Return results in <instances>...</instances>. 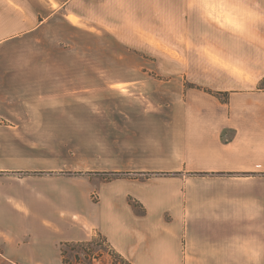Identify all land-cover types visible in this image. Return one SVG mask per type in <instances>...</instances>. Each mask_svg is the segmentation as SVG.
<instances>
[{
	"label": "crops",
	"instance_id": "1",
	"mask_svg": "<svg viewBox=\"0 0 264 264\" xmlns=\"http://www.w3.org/2000/svg\"><path fill=\"white\" fill-rule=\"evenodd\" d=\"M41 1L0 36V264L95 233L131 264H264V0ZM61 15L144 65L56 67Z\"/></svg>",
	"mask_w": 264,
	"mask_h": 264
},
{
	"label": "rangeland",
	"instance_id": "2",
	"mask_svg": "<svg viewBox=\"0 0 264 264\" xmlns=\"http://www.w3.org/2000/svg\"><path fill=\"white\" fill-rule=\"evenodd\" d=\"M41 3V0H0V36L11 33L16 34L17 31L21 36L29 35V33L23 32L25 29H22L21 18L15 13V10H25V13L31 19H36ZM54 4L56 6L59 5L57 1H54ZM59 21L61 23V34H59L57 29L56 32H54L53 28L50 32H46V34H40V36L55 35L61 42V50H56V67H59L60 64V67L62 68L128 69L141 67V64L142 66L144 65L134 53L135 46L119 44L115 33L100 29H95L93 31L94 33L87 31V25L84 19L78 20L79 26L69 25L65 20L64 15H61ZM31 24L34 23L32 22ZM129 32L131 34L137 33L142 36H147L144 31L134 30V28H131ZM191 46L190 43L186 44V54H183V46L181 45L173 47L165 45L160 46L167 50L170 56H173L175 60H161L157 62L159 70L161 69L164 73L166 72V68H179L182 66L181 62L188 63V52ZM59 58L60 61L58 60ZM195 63L198 64V62ZM151 75H153L155 79L161 78L156 72L151 73ZM162 78L166 79L167 76L164 75ZM141 79H145V77H142ZM262 84L264 85V81ZM95 248L101 251L97 246H95ZM103 253L102 258L96 260V264H113V262L121 263L123 260L117 255V253L111 252L107 247H104ZM118 258L119 260H117ZM72 260L74 261L73 258ZM121 264L124 263L122 262Z\"/></svg>",
	"mask_w": 264,
	"mask_h": 264
},
{
	"label": "trees",
	"instance_id": "3",
	"mask_svg": "<svg viewBox=\"0 0 264 264\" xmlns=\"http://www.w3.org/2000/svg\"><path fill=\"white\" fill-rule=\"evenodd\" d=\"M96 174L108 180L124 175H131L129 172H96ZM95 246L100 248L101 251H99V249L97 250ZM104 247H107L113 253H117V255L123 259L122 262L124 264H131L115 251V249L101 233H95L93 238L88 241L63 242L61 244L62 264H96V260H100L104 254ZM117 260H119V258ZM121 263L113 262V264Z\"/></svg>",
	"mask_w": 264,
	"mask_h": 264
},
{
	"label": "built area",
	"instance_id": "4",
	"mask_svg": "<svg viewBox=\"0 0 264 264\" xmlns=\"http://www.w3.org/2000/svg\"><path fill=\"white\" fill-rule=\"evenodd\" d=\"M0 122H1V120H0Z\"/></svg>",
	"mask_w": 264,
	"mask_h": 264
}]
</instances>
